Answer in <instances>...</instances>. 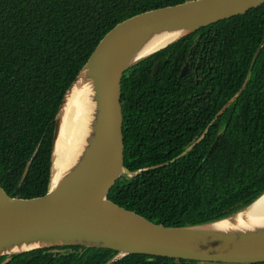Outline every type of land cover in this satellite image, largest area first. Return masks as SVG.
I'll list each match as a JSON object with an SVG mask.
<instances>
[{"label": "trees", "instance_id": "1", "mask_svg": "<svg viewBox=\"0 0 264 264\" xmlns=\"http://www.w3.org/2000/svg\"><path fill=\"white\" fill-rule=\"evenodd\" d=\"M185 1L0 0V183L8 195L31 199L49 191L58 109L105 35L135 15ZM263 40L264 4L127 70L125 164L132 172L148 170L122 175L111 201L156 224L184 227L229 218L264 194V46L243 94L203 141L172 162L241 90ZM187 61L190 71L180 77ZM117 256L72 246L2 257L0 264H110ZM115 264L201 263L129 255Z\"/></svg>", "mask_w": 264, "mask_h": 264}, {"label": "water", "instance_id": "2", "mask_svg": "<svg viewBox=\"0 0 264 264\" xmlns=\"http://www.w3.org/2000/svg\"><path fill=\"white\" fill-rule=\"evenodd\" d=\"M263 4L264 0H188L135 15L107 33L65 93L58 109L47 194L31 199L12 197L0 183V258L73 246L118 252L110 264L118 263L129 255L201 264L264 263V224L230 223L263 198L264 194L244 211L229 218L184 227L156 224L109 199L112 188L122 175L136 177L148 170L132 172L125 164L122 83L127 70L186 36L243 15ZM170 33L178 34L177 38L159 50L146 53L151 43ZM263 46L264 40L241 90L219 111L203 134L172 162L203 141L217 119L243 94ZM192 51L193 48L189 57ZM159 65L160 62H157L153 74ZM188 71L189 61L184 65L180 77ZM84 86L89 90L87 138L58 182L53 184L55 147L62 114L68 98ZM222 135L221 132L217 136L207 156L213 153ZM30 165L31 161L27 164L23 179Z\"/></svg>", "mask_w": 264, "mask_h": 264}, {"label": "bare ground", "instance_id": "3", "mask_svg": "<svg viewBox=\"0 0 264 264\" xmlns=\"http://www.w3.org/2000/svg\"><path fill=\"white\" fill-rule=\"evenodd\" d=\"M177 36L176 33H170L156 39L150 44V48L147 49L146 53L163 48ZM68 99L62 114V124L55 147L53 184L58 182L60 176L74 160L87 138L89 126V120H87L89 90L87 86L77 89ZM230 223L234 225L264 224V197L235 217Z\"/></svg>", "mask_w": 264, "mask_h": 264}, {"label": "flooded vegetation", "instance_id": "4", "mask_svg": "<svg viewBox=\"0 0 264 264\" xmlns=\"http://www.w3.org/2000/svg\"><path fill=\"white\" fill-rule=\"evenodd\" d=\"M190 71V70H189ZM197 79V78H196Z\"/></svg>", "mask_w": 264, "mask_h": 264}, {"label": "rangeland", "instance_id": "5", "mask_svg": "<svg viewBox=\"0 0 264 264\" xmlns=\"http://www.w3.org/2000/svg\"><path fill=\"white\" fill-rule=\"evenodd\" d=\"M186 64V63H185Z\"/></svg>", "mask_w": 264, "mask_h": 264}]
</instances>
